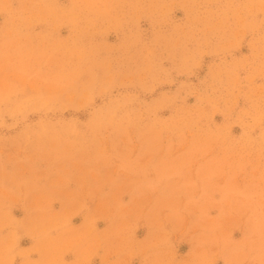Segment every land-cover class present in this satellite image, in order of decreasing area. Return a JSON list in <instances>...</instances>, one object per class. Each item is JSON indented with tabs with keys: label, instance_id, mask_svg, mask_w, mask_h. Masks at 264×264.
I'll use <instances>...</instances> for the list:
<instances>
[{
	"label": "rangeland",
	"instance_id": "374dc122",
	"mask_svg": "<svg viewBox=\"0 0 264 264\" xmlns=\"http://www.w3.org/2000/svg\"><path fill=\"white\" fill-rule=\"evenodd\" d=\"M0 264H264V0H0Z\"/></svg>",
	"mask_w": 264,
	"mask_h": 264
}]
</instances>
